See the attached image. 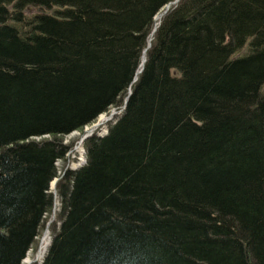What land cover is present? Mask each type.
Instances as JSON below:
<instances>
[{"label": "trees", "instance_id": "1", "mask_svg": "<svg viewBox=\"0 0 264 264\" xmlns=\"http://www.w3.org/2000/svg\"><path fill=\"white\" fill-rule=\"evenodd\" d=\"M56 178L42 264H264V0H0V264Z\"/></svg>", "mask_w": 264, "mask_h": 264}, {"label": "rangeland", "instance_id": "2", "mask_svg": "<svg viewBox=\"0 0 264 264\" xmlns=\"http://www.w3.org/2000/svg\"><path fill=\"white\" fill-rule=\"evenodd\" d=\"M170 9V5L164 8L155 18L162 19L161 14H166ZM38 8L30 9V12H36ZM156 22V21H155ZM158 22V21H157ZM158 24L160 23H157ZM153 33V32H152ZM145 61V60H144ZM124 110V106L121 108L113 107L107 113L102 114L94 123L86 126L82 131L73 132L65 136V142L74 144L73 149L67 154V157L63 161H58L57 165L59 167V173H62L65 168L70 167L71 169H78L84 166L87 163V150L85 147L86 139L93 135H98L100 137L106 136L109 132L111 124H114L117 117ZM59 178H56L51 183V190L56 195V202L54 211L47 215V218L44 221V225L40 230V235L36 239L35 244L32 249L29 251L26 259L23 261V264H42L46 253L51 245V241L54 235V227L58 228L60 225L59 211H60V200L58 197L57 191V182ZM45 248V249H44Z\"/></svg>", "mask_w": 264, "mask_h": 264}, {"label": "bare ground", "instance_id": "3", "mask_svg": "<svg viewBox=\"0 0 264 264\" xmlns=\"http://www.w3.org/2000/svg\"><path fill=\"white\" fill-rule=\"evenodd\" d=\"M161 11H162V10H161ZM161 11H160V12H161ZM160 12H159V13H160ZM163 15H164V14H161V16H163ZM163 17H164V16H163ZM154 21H156V22L158 21L157 23H160L161 20H159V18L157 17V18H155ZM158 25H159V24H158ZM155 27H157V24H156V23H155ZM44 249H45V248H44Z\"/></svg>", "mask_w": 264, "mask_h": 264}]
</instances>
